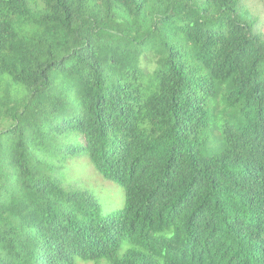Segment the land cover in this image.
Returning a JSON list of instances; mask_svg holds the SVG:
<instances>
[{"label": "trees", "instance_id": "1", "mask_svg": "<svg viewBox=\"0 0 264 264\" xmlns=\"http://www.w3.org/2000/svg\"><path fill=\"white\" fill-rule=\"evenodd\" d=\"M256 26L241 0H0V264H264Z\"/></svg>", "mask_w": 264, "mask_h": 264}, {"label": "rangeland", "instance_id": "2", "mask_svg": "<svg viewBox=\"0 0 264 264\" xmlns=\"http://www.w3.org/2000/svg\"><path fill=\"white\" fill-rule=\"evenodd\" d=\"M241 6L244 12L251 16V19L257 21V29L264 34V4L261 0H241ZM77 264H91L78 261Z\"/></svg>", "mask_w": 264, "mask_h": 264}]
</instances>
